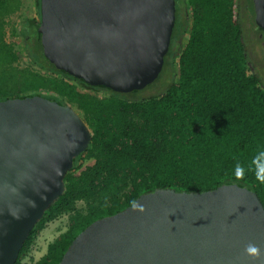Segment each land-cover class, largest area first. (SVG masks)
Returning <instances> with one entry per match:
<instances>
[{
  "label": "trees",
  "instance_id": "trees-1",
  "mask_svg": "<svg viewBox=\"0 0 264 264\" xmlns=\"http://www.w3.org/2000/svg\"><path fill=\"white\" fill-rule=\"evenodd\" d=\"M36 1L35 18L12 22L24 1L0 0V102L36 94L68 106L90 141L14 264H59L89 225L155 190L201 194L237 185L256 194L264 208V181L252 165L264 151V80L250 60L242 25L246 7L254 22L252 0L245 6L243 0H174L169 49L153 83L167 82L146 98H137L142 90L121 94L86 85L47 62ZM237 164L246 169L242 177L234 174ZM61 217L64 231L33 261L40 234Z\"/></svg>",
  "mask_w": 264,
  "mask_h": 264
},
{
  "label": "water",
  "instance_id": "water-1",
  "mask_svg": "<svg viewBox=\"0 0 264 264\" xmlns=\"http://www.w3.org/2000/svg\"><path fill=\"white\" fill-rule=\"evenodd\" d=\"M44 58L86 85L138 92L159 76L175 23L174 0H39ZM264 33V0H252ZM90 132L68 106L39 95L0 102V264L64 193ZM142 204L145 211H134ZM261 249L258 259L245 253ZM59 264H264V208L225 185L201 194L155 190L93 222Z\"/></svg>",
  "mask_w": 264,
  "mask_h": 264
},
{
  "label": "rangeland",
  "instance_id": "rangeland-1",
  "mask_svg": "<svg viewBox=\"0 0 264 264\" xmlns=\"http://www.w3.org/2000/svg\"><path fill=\"white\" fill-rule=\"evenodd\" d=\"M23 1V10L21 13L11 18L12 22H16L19 18L20 20H23L25 18L31 19L36 17L32 0ZM246 2L247 0H243L244 6L246 5ZM242 25L245 32L250 60L253 63L254 69L262 76L264 80V35L257 32L254 26L253 18L247 7L243 11ZM166 82L167 78L162 77L149 87L143 89L138 94L137 98H146L150 95L159 93L164 88ZM66 222V217H61L60 219L47 225L46 229L40 234L31 252L30 256L33 261L38 260L44 255L48 243H50L60 232L64 231ZM25 263H28V260H26Z\"/></svg>",
  "mask_w": 264,
  "mask_h": 264
},
{
  "label": "clouds",
  "instance_id": "clouds-1",
  "mask_svg": "<svg viewBox=\"0 0 264 264\" xmlns=\"http://www.w3.org/2000/svg\"><path fill=\"white\" fill-rule=\"evenodd\" d=\"M252 165L255 166V171H256V175H257V179L264 181V151L259 152L252 160ZM246 169L237 164L235 167V176L236 177H242L245 175ZM136 209H139V211L141 213H143L145 211L144 206L142 204H137L134 207V211ZM245 253L253 258V259H258L259 256L262 254L261 253V249L259 247H257L254 244H248L245 248Z\"/></svg>",
  "mask_w": 264,
  "mask_h": 264
},
{
  "label": "flooded vegetation",
  "instance_id": "flooded-vegetation-1",
  "mask_svg": "<svg viewBox=\"0 0 264 264\" xmlns=\"http://www.w3.org/2000/svg\"><path fill=\"white\" fill-rule=\"evenodd\" d=\"M26 31L29 32L27 29H26ZM28 39H29V38L26 37V40H28ZM181 42H182V38H180V40H179V45H181Z\"/></svg>",
  "mask_w": 264,
  "mask_h": 264
}]
</instances>
